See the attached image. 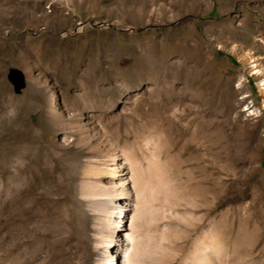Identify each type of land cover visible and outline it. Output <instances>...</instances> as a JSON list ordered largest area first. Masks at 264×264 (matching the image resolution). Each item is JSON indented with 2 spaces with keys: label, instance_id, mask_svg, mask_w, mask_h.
Returning <instances> with one entry per match:
<instances>
[{
  "label": "rangeland",
  "instance_id": "rangeland-1",
  "mask_svg": "<svg viewBox=\"0 0 264 264\" xmlns=\"http://www.w3.org/2000/svg\"><path fill=\"white\" fill-rule=\"evenodd\" d=\"M78 1L0 0V264H183L210 221L259 250L264 0Z\"/></svg>",
  "mask_w": 264,
  "mask_h": 264
},
{
  "label": "bare ground",
  "instance_id": "bare-ground-1",
  "mask_svg": "<svg viewBox=\"0 0 264 264\" xmlns=\"http://www.w3.org/2000/svg\"><path fill=\"white\" fill-rule=\"evenodd\" d=\"M77 3H79L78 0ZM260 41L263 42L262 40ZM253 66L255 74L259 70L256 68V64H253ZM22 74L25 77V74ZM260 84V89L264 91V78L261 80ZM95 178H97L95 175L90 173L85 174L81 182L82 194L87 197H93L99 195L100 191H106L109 195L108 202L113 206V210L111 209L112 211L110 210L111 212H109L111 214L115 213V209L118 207L119 214H121L123 210L122 203H126L127 201L125 200L127 192L124 190V184H119L118 187L120 190L117 192L114 185H108L109 187H107V185L104 186L100 183L101 181L99 182ZM116 197H119V200H117L118 205L114 206L117 204L115 201ZM106 208L108 207L101 205L99 210L104 214L106 213ZM111 214L109 215L112 216ZM216 229L215 226L213 228L212 222L210 221L209 226L192 241L188 253L183 257V264H264V246L256 251L252 246H245L242 248L241 245L238 244V239H240V237H237V233L233 237L231 236L229 240L228 234L223 236ZM233 238L235 241L232 243ZM110 242L111 241H108L107 246L105 245L106 247L102 251L100 259L96 261V264H113L112 260H114L115 264L120 263L117 258L118 254L116 253V249L114 252L113 249H109V245H111ZM109 257H112V260L109 259Z\"/></svg>",
  "mask_w": 264,
  "mask_h": 264
},
{
  "label": "water",
  "instance_id": "water-1",
  "mask_svg": "<svg viewBox=\"0 0 264 264\" xmlns=\"http://www.w3.org/2000/svg\"><path fill=\"white\" fill-rule=\"evenodd\" d=\"M6 79L12 85L14 93H19L24 87L23 77L17 69L9 68L6 74Z\"/></svg>",
  "mask_w": 264,
  "mask_h": 264
},
{
  "label": "clouds",
  "instance_id": "clouds-1",
  "mask_svg": "<svg viewBox=\"0 0 264 264\" xmlns=\"http://www.w3.org/2000/svg\"><path fill=\"white\" fill-rule=\"evenodd\" d=\"M17 112H16V109L15 107H11L8 109L6 115L9 117V118H15Z\"/></svg>",
  "mask_w": 264,
  "mask_h": 264
}]
</instances>
